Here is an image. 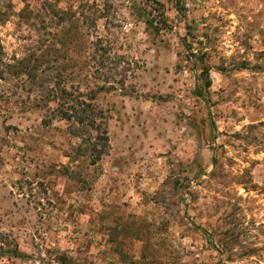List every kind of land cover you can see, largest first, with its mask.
Here are the masks:
<instances>
[{
  "label": "rangeland",
  "instance_id": "obj_1",
  "mask_svg": "<svg viewBox=\"0 0 264 264\" xmlns=\"http://www.w3.org/2000/svg\"><path fill=\"white\" fill-rule=\"evenodd\" d=\"M157 1L160 31L153 0H0L6 63L51 40L109 138L0 80V264H264V0Z\"/></svg>",
  "mask_w": 264,
  "mask_h": 264
},
{
  "label": "trees",
  "instance_id": "obj_2",
  "mask_svg": "<svg viewBox=\"0 0 264 264\" xmlns=\"http://www.w3.org/2000/svg\"><path fill=\"white\" fill-rule=\"evenodd\" d=\"M160 6L162 5L159 1L153 0L149 6V9L148 7H143V11L138 9L139 14H144V20L146 24L151 26L156 31H160L162 29V25L159 22H162L164 17ZM26 11L27 9L25 12ZM154 12H157L158 16H160V21H156V15H153ZM43 20H45V17ZM49 35H51L53 38L55 37L56 43L61 47L71 45L70 47H72V49L77 48L76 46L80 42L81 37L80 26L77 20L72 19L68 25L61 27L60 32H49ZM48 37L49 36H46V38ZM42 50V54L38 57L41 59L34 58L35 60L32 61V58L29 59L24 57L17 60L15 63H6L2 56V45L0 41V80L6 81L7 76L12 75L16 82L19 81V86H16V88L21 87L24 89L26 82L28 81L32 82L34 85H37L40 90L38 91V94L35 95L36 100L44 101L47 98H54L49 99V101L56 100L57 105L56 107L51 108L49 113L55 118L58 117L60 119L68 120L70 125H72L71 132L74 135L85 136L86 133H88V130H96L97 133L93 138L84 137L82 139V142L79 144V148L84 152L89 150L95 151L97 152L96 158H100L102 153L106 152V149L109 147L107 130L106 128L102 129L101 124L97 121V118L101 116L102 111L94 107L91 102L83 99V94L80 92H71L66 87L61 85L62 80H64L66 61H59L55 52L57 49L55 45H52L51 40L48 41V44H46ZM54 62H57V64H54ZM43 63H46V65L44 68H41ZM35 70H39L41 75H37L38 71ZM23 76L26 78L22 79ZM51 82H54L53 85ZM209 82L210 81L207 82L208 86L210 84ZM16 88L12 91L6 87H3V85L0 83V103H10L11 95L14 94ZM90 92L93 95L86 96H89L88 98L90 99H94L95 95L93 91L91 90ZM38 101L37 104H41ZM42 104L47 105L46 103ZM0 248L3 247L0 246ZM15 252L16 254H21L18 251Z\"/></svg>",
  "mask_w": 264,
  "mask_h": 264
}]
</instances>
